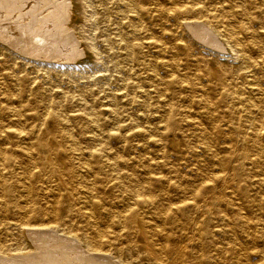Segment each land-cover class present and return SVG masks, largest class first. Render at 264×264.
<instances>
[{"label":"rangeland","instance_id":"rangeland-1","mask_svg":"<svg viewBox=\"0 0 264 264\" xmlns=\"http://www.w3.org/2000/svg\"><path fill=\"white\" fill-rule=\"evenodd\" d=\"M8 1L0 0V264H121V256L156 264L158 247L173 253L182 243L193 251L186 264L207 256L264 264V206L249 212L252 241L249 230L234 235L217 221L191 241L194 225L159 210L180 190L219 188L207 176L221 169L248 196L264 195V163L244 156L247 141L229 139L239 89L261 91L264 106V0ZM53 2H65L61 35ZM195 2L196 18L231 41L171 11ZM134 187L160 204L140 209L137 227L122 201ZM93 237L99 252L82 243Z\"/></svg>","mask_w":264,"mask_h":264},{"label":"bare ground","instance_id":"bare-ground-1","mask_svg":"<svg viewBox=\"0 0 264 264\" xmlns=\"http://www.w3.org/2000/svg\"><path fill=\"white\" fill-rule=\"evenodd\" d=\"M12 1H14V0H10L8 2L10 3ZM41 1H43V3L46 2V0H41ZM50 1H53V0H50ZM54 1H56V0H54ZM2 2H3V0H2ZM6 3H7V1H6ZM52 6L55 8V10L52 13H50V12H48V13L51 14V16H50L51 22L54 24V27H56V29H57L56 32H59L58 35H61L60 32L63 31L62 30L63 28H61L63 26H61V25H63V23L65 22V18H64L65 13H66L65 10H64L65 9V2L64 3H57V2H55ZM131 8L133 10H137L138 9L137 8V5H135V3H133L131 5ZM202 9H203L202 6L200 4H198V3L195 2V3H192L190 6H186V7H181V8L173 7L171 9V11L174 12V13H176V14L187 13V14L192 15L193 16V18H191L192 20H195L196 23L199 24V25H203L205 27L204 29L206 31H209L210 33H214L216 35V38L219 41H221L222 43L226 44L229 41H231V39H233V38L230 35H228V34H226L224 32H220V31L217 32L215 29H213L211 27V25L209 24V22L206 19H204V18H196L197 17V14L199 15V13L202 11ZM31 10H33V9H31ZM131 12H133V11H131ZM48 13H47V15H48ZM46 20H49V19L47 18ZM187 23L189 25H191V27H193V25H195L192 21H188ZM201 30H202V28H201ZM23 34H28V33H23ZM8 36L10 38L11 37L12 38L15 37V36L13 37V36H10V35H8ZM203 36H205V35H203ZM31 37H32V35H31ZM42 39L43 38H40V39H38V38L35 39L34 38L33 40H31V38H30L29 40H30L31 43H36L37 40H40V41L43 42ZM208 39H209V36H208ZM210 41H211V39H210ZM36 45H35V47H36ZM134 47H136V46H134ZM177 47H178V45H177ZM40 48H42V47H40ZM29 51H30V49H29ZM46 51H48V50H46ZM41 55H42V53H41ZM246 84H252V82H249V83L246 82ZM245 90H248V89H245ZM255 90H256V88H255ZM252 91L253 92H251V93H253L254 95L251 94L250 91H248V93H245L244 91H242L240 89L237 91V95L235 96V100H238L241 103V106H239L237 109H235L236 107L234 108V106H233V108H234L232 110L233 115H232V118H231V121H230L232 123V127L230 128L231 129L230 130L231 131V134L229 136V139L231 140V142L247 141L248 143H247V146H246V150L244 152V156L248 160H251L253 163H256V164L259 163L260 164V163H264V148H263V144H264V106L261 103L262 102L261 101L262 99L260 98L259 95H257V94H260L261 91L260 92L257 91V94H256V92L254 90H252ZM210 94L213 95V93H210ZM162 95H164V94H162ZM211 97H213V96H211ZM170 110L172 111L173 109L170 108ZM256 111L259 112V115H258L257 118L254 115ZM229 114H230V112H229ZM67 117L70 120V118H69L68 115H67ZM199 132H200L201 140L203 141V146L205 148H208L210 146V144H209V141H208L209 138L207 137V134H206L207 132L204 131L203 129H200ZM4 159H5V157H3L2 154L0 153V162L2 163L4 161ZM218 161H220V160H218ZM217 172H218V170H217ZM91 178H93V177H91ZM207 178L210 179V180H213L216 183H221V186L219 188H216V187L212 186L209 190H206L204 192L201 189H195V188L194 189H185V190L183 189V190H180V193L175 198L174 202L170 203L169 205H167V206H165L163 208H159V210H161L160 211L161 214L164 215V216H168V217L170 215V218H172V216L174 214L180 213L187 221L190 222V224H192V226L194 225V232H196V233L193 234L190 237V240L191 241L194 240V235L201 234L204 231L205 232L206 231L209 232V230H210L209 229L210 228V224H211L212 221H217L218 224H220L224 228L228 229L229 231H232V233L234 235L237 234L239 231H244V230L247 231V230H249V233H246L245 234V236H246L245 238L248 241H252L254 239V237H256L257 233L253 230L254 223H253V221L251 220V218L249 216V212L252 211L255 207H263L264 206V195H262L259 198V200L254 199V198L248 196L245 191L240 190V188H237L235 186V183L234 182L236 181V179L234 177H232V176L227 175V173L223 172L222 169L216 175H208ZM112 180L114 181V179H112ZM259 181L262 184H264V178H260ZM116 182H118V181H116ZM116 182L114 181L113 183H115V186L116 187H119V184H117ZM10 186L11 185L4 184L5 191L8 192L9 190H11ZM125 192H126V195L122 197V201L125 202V205L127 207V209L125 210V212H126L125 213V217H126V219L128 218L129 220L126 223H128L129 225H134V227H137V218L139 216V213L138 212H139L140 209L148 208L151 205H160L158 203V199H157V196L156 195L151 194V193H144L140 188L134 187V188H131V189H125ZM86 202H88V201H86ZM95 202L96 201H94V203ZM155 203H157V204H155ZM91 209H92V207H91ZM26 215H27V212L24 213V211H23L22 216L23 217H26ZM164 216H162V217L164 218ZM258 234H260V237L264 241V229L260 230L258 232ZM97 235L100 236L101 238H103L105 236V232L103 230H101V231L99 230L98 233H97ZM67 238H68V236H67ZM94 238L95 237H93V238H83L82 239V243L84 245H86L87 247L91 248V250H96L97 252H99V251H101V248H100V246H101V243H100L101 240L100 239H97V238L94 239ZM164 239H166V238H164ZM202 244H201V247H204L205 244L204 245H202ZM24 250H22V251H24ZM169 251L170 250L167 249V248H165L164 246L158 247L157 248V256L154 258L153 261H155L156 264H186V262L184 260L185 256L188 253H192L193 252V251H190L189 250L188 243H186V244L185 243L179 244L178 246H176V248L173 251V253H170ZM5 253H7V251ZM9 253H10V251H9ZM244 253H245L244 254L245 256H248V254L250 252H248L247 250H245ZM171 254L172 255L174 254V256H175L172 261L170 260ZM119 259H120L119 261H120L121 264H135L131 260H128L127 258H124L122 256L119 257ZM119 261H117V262H119ZM200 264H202V262ZM203 264H215V262L212 261V259L209 256H207L206 259H205V262ZM241 264H248V263L242 262Z\"/></svg>","mask_w":264,"mask_h":264}]
</instances>
